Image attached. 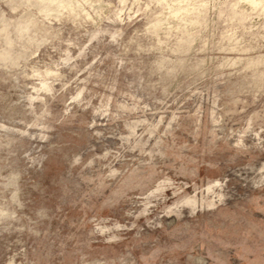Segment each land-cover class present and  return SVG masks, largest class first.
Instances as JSON below:
<instances>
[{"label":"rangeland","instance_id":"374dc122","mask_svg":"<svg viewBox=\"0 0 264 264\" xmlns=\"http://www.w3.org/2000/svg\"><path fill=\"white\" fill-rule=\"evenodd\" d=\"M0 264H264V0H0Z\"/></svg>","mask_w":264,"mask_h":264}]
</instances>
